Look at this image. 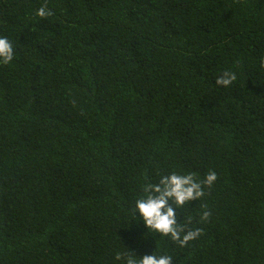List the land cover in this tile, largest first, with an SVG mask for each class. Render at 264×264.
I'll return each mask as SVG.
<instances>
[{"label":"trees","instance_id":"trees-1","mask_svg":"<svg viewBox=\"0 0 264 264\" xmlns=\"http://www.w3.org/2000/svg\"><path fill=\"white\" fill-rule=\"evenodd\" d=\"M0 36V264H264V0H0ZM209 171L186 246L132 220L146 182Z\"/></svg>","mask_w":264,"mask_h":264},{"label":"clouds","instance_id":"clouds-1","mask_svg":"<svg viewBox=\"0 0 264 264\" xmlns=\"http://www.w3.org/2000/svg\"><path fill=\"white\" fill-rule=\"evenodd\" d=\"M36 15L44 18L53 13L46 5H43L36 10ZM13 57L14 50L11 41L7 37L0 36V63L9 64ZM260 64L264 67V56L260 58ZM236 79L235 72L225 70L216 78L215 83L227 87ZM216 180L215 171H209L203 180L198 179L193 172L186 174L171 172L161 175L158 182H146L142 189L143 195L135 200L131 213L132 220L142 219L147 230L150 229L161 236L170 237L172 241L184 247L189 241L199 237L203 229L188 228L187 225L192 222L190 217L183 224L178 222L175 209L184 207L191 200L200 199L205 195V186L211 188ZM201 208L204 210L200 214V220L204 222L209 219L211 212L207 210V205H201ZM115 259L121 264H172V256L154 252L137 258L133 251L128 250L117 252Z\"/></svg>","mask_w":264,"mask_h":264}]
</instances>
